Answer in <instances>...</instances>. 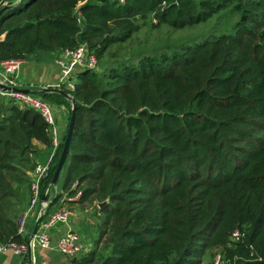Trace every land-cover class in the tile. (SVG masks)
Returning <instances> with one entry per match:
<instances>
[{
    "label": "trees",
    "instance_id": "16d2710c",
    "mask_svg": "<svg viewBox=\"0 0 264 264\" xmlns=\"http://www.w3.org/2000/svg\"><path fill=\"white\" fill-rule=\"evenodd\" d=\"M211 18L218 29L209 35L102 62L141 25ZM78 43L100 67L78 72L69 92L58 185L78 203L104 204H94L93 248L71 264H264V0H0V60H54ZM35 95L67 109L42 193L71 102ZM33 142L52 148L43 118L0 98V243L28 240L17 221Z\"/></svg>",
    "mask_w": 264,
    "mask_h": 264
},
{
    "label": "built area",
    "instance_id": "2783aa9c",
    "mask_svg": "<svg viewBox=\"0 0 264 264\" xmlns=\"http://www.w3.org/2000/svg\"><path fill=\"white\" fill-rule=\"evenodd\" d=\"M122 2L123 0H118ZM152 22H155L152 20ZM55 64L59 68V79L55 88L66 91L70 95V91L74 88L76 74L84 69H96V58L92 53L87 51L83 43H78L73 48L62 49L58 56L54 59ZM21 60L3 59L0 60V98L10 100L21 107L32 108L37 111L47 125V132L51 136L52 148L55 149L58 143V131L55 126L53 113L50 105L39 96L24 92L16 88L15 76L19 70ZM7 87V88H2ZM14 88V89H11ZM50 161L35 162L30 171L29 183V201L26 210L22 214V219L17 221L18 233H23V222L27 212L37 206L36 217L42 216L46 211V204L40 200L39 183L45 177L48 171ZM71 187H74L72 183ZM45 189H49V198L54 195L51 186L47 185ZM71 215V210L67 207H59L45 220L40 221L37 228L28 242L16 243L13 241H5L0 243V255L11 252L16 255H25L29 247L36 246L40 249H47L50 246V236L48 229L56 223H66ZM236 235V232L233 233ZM55 249L68 259H75L82 253L86 252V247L79 241L78 236L73 232H66L56 239Z\"/></svg>",
    "mask_w": 264,
    "mask_h": 264
},
{
    "label": "crops",
    "instance_id": "0c3cea01",
    "mask_svg": "<svg viewBox=\"0 0 264 264\" xmlns=\"http://www.w3.org/2000/svg\"><path fill=\"white\" fill-rule=\"evenodd\" d=\"M14 79L16 88L19 87L18 89L31 92L33 94H38L40 92L57 93L55 90H61L55 88V85L59 79V68L55 64L54 60L49 56H44L36 60H21L19 70ZM50 106L53 107L55 116L54 122L58 127L57 131L59 138L65 127L67 109L61 104L57 105L51 103ZM33 143L37 150L43 151L37 155L35 162H46L48 160L51 161L55 149L45 148L36 142ZM44 151H47L48 154H46ZM28 174L30 175V172H28ZM55 191L56 194L60 195V197L54 204L48 207V209L46 208V216L40 219V221L45 220L50 214H52L57 208L61 206L69 208L71 210V215L66 223H56L48 229L50 236L49 248L40 249L36 246L29 247L25 255L22 256L13 254L11 252L3 253L0 255V264H71L75 259L81 257L84 253L75 259H68L55 249L56 239L59 237V235L66 232L75 233L82 245L86 247V252L93 248L94 242L98 236L97 224L101 216L97 211H95V206L97 204H95V202H92V204L78 203V192L72 196H69L67 195V192L61 190L59 185L56 187ZM36 210L37 206L31 208L25 215L23 222L24 232H30L33 228L37 218Z\"/></svg>",
    "mask_w": 264,
    "mask_h": 264
},
{
    "label": "rangeland",
    "instance_id": "374dc122",
    "mask_svg": "<svg viewBox=\"0 0 264 264\" xmlns=\"http://www.w3.org/2000/svg\"><path fill=\"white\" fill-rule=\"evenodd\" d=\"M75 14H77L76 11ZM216 20H217L216 18H211L210 20H208L203 24L195 25L192 27H185L182 29H173L165 25H161L156 28H152L147 24L143 26L141 25L139 30L136 33L132 34L129 40L118 45H112L108 50V52L110 55H114V58L110 59L106 55L105 59H103L102 62L105 61V63L109 64V63H113L114 61H118L122 59L126 60L129 57L137 58L139 54H141L143 51L154 52V50L163 47V45L164 46L178 45L181 42H183L185 39L193 35H197V34L209 35L210 33L218 29L214 27ZM104 65L106 64L103 63V66ZM99 67L100 66L98 65L96 71L98 70ZM50 109L53 113V117L55 118L53 107L50 106ZM55 126L56 128H58L56 123ZM41 152L43 151L37 150L36 154L38 155ZM44 152L48 154L47 151ZM37 155L35 157H37ZM213 253H215V258H216L217 257L216 250H213ZM207 259L209 260V257H207Z\"/></svg>",
    "mask_w": 264,
    "mask_h": 264
},
{
    "label": "water",
    "instance_id": "95a60500",
    "mask_svg": "<svg viewBox=\"0 0 264 264\" xmlns=\"http://www.w3.org/2000/svg\"><path fill=\"white\" fill-rule=\"evenodd\" d=\"M2 88H7V87H2ZM11 89H14V88H11ZM55 92L60 93V94L64 95L66 98H68L70 100V102H71V107H70V115H69L68 122H67L66 132H65L64 139H63V142H62V147H61V150L59 152V155H58V158H57V161H56V164H55L54 171H53V173L51 175V178H50V181L48 183V185L51 186V188L53 189L54 195L52 197H50V198L48 197L49 196V189H45V191H43L40 194V200L42 202H45L46 207H48L52 203V201L54 200V198L57 195L55 189L57 187V184H58V181H59V175H60V172H61V170L63 168L64 162H65V159H66V156H67L69 141H70V138H71V132H72V127H73V119H74V102H73L72 96L67 94L66 92H61V91H58V90H55ZM103 204H104V201L98 202L96 206L99 208ZM21 219H22V214L19 216L18 221H20ZM40 219H41V216L36 218L34 226H33V228L31 229V231L28 234L27 242L29 241V239L32 238V236H33V234H34V232L36 230V227H37Z\"/></svg>",
    "mask_w": 264,
    "mask_h": 264
}]
</instances>
